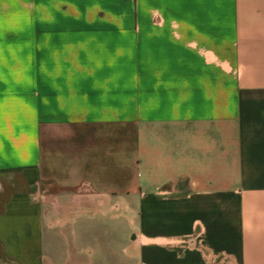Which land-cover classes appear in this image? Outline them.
I'll return each mask as SVG.
<instances>
[{
  "label": "crops",
  "instance_id": "1",
  "mask_svg": "<svg viewBox=\"0 0 264 264\" xmlns=\"http://www.w3.org/2000/svg\"><path fill=\"white\" fill-rule=\"evenodd\" d=\"M0 264H264V0H0Z\"/></svg>",
  "mask_w": 264,
  "mask_h": 264
}]
</instances>
